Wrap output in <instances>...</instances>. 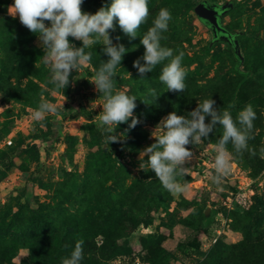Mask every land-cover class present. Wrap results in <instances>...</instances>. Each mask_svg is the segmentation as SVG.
<instances>
[{
	"label": "rangeland",
	"instance_id": "374dc122",
	"mask_svg": "<svg viewBox=\"0 0 264 264\" xmlns=\"http://www.w3.org/2000/svg\"><path fill=\"white\" fill-rule=\"evenodd\" d=\"M13 3L0 0V264H60L80 240L88 246L81 264H223L250 243L264 258V0H148L149 16L135 38L117 24L110 38L128 51L114 82L116 90L137 98L139 123L129 128L130 118L118 125L120 142L109 145L97 127L103 97L91 83L108 60L103 40L85 48L91 61L57 90L48 83L50 65L43 62L37 35L9 14ZM107 3L83 0L82 11L94 14ZM199 3L223 6L220 27L245 33L238 38L241 67L250 73L244 84L238 85L224 43L206 50L212 34L194 14ZM161 8L172 15L161 45L184 53L183 92L167 91L159 81L162 64L143 79L133 67L144 53L140 40ZM210 98L234 120L253 106L248 144L256 154H237L229 144L231 171L213 183L215 145L223 133L217 125L202 142L185 146L194 154L177 178L185 190L171 194L153 171L140 168L148 159L140 153L155 142L152 132L168 113L187 117ZM45 100L58 112L34 121L33 111ZM93 245L115 255L103 260L90 251Z\"/></svg>",
	"mask_w": 264,
	"mask_h": 264
},
{
	"label": "clouds",
	"instance_id": "9594fccd",
	"mask_svg": "<svg viewBox=\"0 0 264 264\" xmlns=\"http://www.w3.org/2000/svg\"><path fill=\"white\" fill-rule=\"evenodd\" d=\"M83 0H14L9 7V14L16 18L31 33L37 35L39 45L44 51L43 62L50 65L48 83L55 89H65L71 83L73 70L91 61V53L85 48L103 40V51L108 60L103 62L95 72L91 83L102 95V111L97 116V127L105 134V143H119L120 138L114 134L115 129L131 118L129 128H134L139 120L134 116L137 107L135 96L125 91L116 90L114 77L116 69L128 49L123 44H113L110 31L120 30L129 38H135L140 26L149 16L148 0H110L94 14L82 11ZM172 15L167 8H161L152 21V26L142 36L140 43L144 47L143 56L133 62L141 79L151 73L158 65H163L159 81L167 91L183 92L186 89V72L182 67L183 52L174 55V50L161 45L166 39ZM45 21L50 22L46 25ZM115 22V23H114ZM69 37L81 41L83 46L71 44ZM117 40L120 38L117 37ZM141 60L144 61L141 64ZM166 62V63H165ZM131 76V73H128ZM155 100L159 97L155 89L148 90ZM145 103V102H144ZM147 104V103H146ZM212 98L198 103L197 107L185 115L170 112L155 126L152 137L155 142L146 147L140 154L147 156V161L140 168H149L155 173L162 187L171 194H180L185 187L178 177L187 172L185 167L193 159V152L186 145L202 142L209 137L217 125L223 133L215 145L213 162V183L219 185L231 171L230 153L227 146L232 145L235 153L249 151L248 141L253 139L256 113L251 104L239 111L235 120L229 110L219 111ZM234 105H229V108ZM58 109L49 101H41L32 113L34 121H41L46 114H55ZM210 121L206 122V118ZM203 138V139H202ZM264 154V148L260 149ZM83 240L77 241L70 257L63 258L62 264H81L83 259Z\"/></svg>",
	"mask_w": 264,
	"mask_h": 264
},
{
	"label": "trees",
	"instance_id": "16d2710c",
	"mask_svg": "<svg viewBox=\"0 0 264 264\" xmlns=\"http://www.w3.org/2000/svg\"><path fill=\"white\" fill-rule=\"evenodd\" d=\"M230 8L231 6L225 7V9L227 10H229ZM197 19L199 20V18ZM206 27L212 34L211 40L208 43L206 50H209L216 43H224L233 61L232 71L239 78L238 85L244 84L248 80L250 73L241 67L243 56L240 51V42L238 38L244 36L245 33L242 31L231 32L225 28H223L225 30V33L215 32L211 30L210 27L208 26ZM221 36H224V38H220ZM100 132H101V136L105 140V134L102 132V130H100ZM256 246L257 243H250L248 246L234 253L233 257L226 259L223 262V264H264V258L259 257L256 254ZM83 247L88 248L87 244H85ZM90 249L91 252L98 253L99 257L103 260H107L115 255L114 252L112 251V248L106 249L104 248L103 245L99 247H95V245H93L92 248Z\"/></svg>",
	"mask_w": 264,
	"mask_h": 264
},
{
	"label": "water",
	"instance_id": "95a60500",
	"mask_svg": "<svg viewBox=\"0 0 264 264\" xmlns=\"http://www.w3.org/2000/svg\"><path fill=\"white\" fill-rule=\"evenodd\" d=\"M223 8H224L223 6H220L219 8H215L213 6H206L204 3H199L194 7L193 11L197 18L206 22L209 25L211 30L215 32L225 33V30L220 27L219 17H218L220 9L221 11H223Z\"/></svg>",
	"mask_w": 264,
	"mask_h": 264
},
{
	"label": "flooded vegetation",
	"instance_id": "af4514ba",
	"mask_svg": "<svg viewBox=\"0 0 264 264\" xmlns=\"http://www.w3.org/2000/svg\"><path fill=\"white\" fill-rule=\"evenodd\" d=\"M217 7H220V6H217ZM219 14H220V12H219ZM218 17H219V15H218ZM222 38H224V36H221Z\"/></svg>",
	"mask_w": 264,
	"mask_h": 264
}]
</instances>
